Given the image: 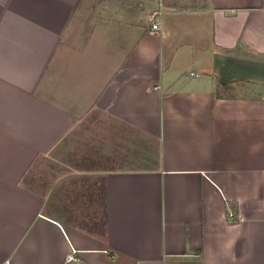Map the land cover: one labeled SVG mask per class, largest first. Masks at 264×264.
Masks as SVG:
<instances>
[{
  "label": "crops",
  "instance_id": "0c3cea01",
  "mask_svg": "<svg viewBox=\"0 0 264 264\" xmlns=\"http://www.w3.org/2000/svg\"><path fill=\"white\" fill-rule=\"evenodd\" d=\"M0 264H264V0H0Z\"/></svg>",
  "mask_w": 264,
  "mask_h": 264
},
{
  "label": "built area",
  "instance_id": "2783aa9c",
  "mask_svg": "<svg viewBox=\"0 0 264 264\" xmlns=\"http://www.w3.org/2000/svg\"><path fill=\"white\" fill-rule=\"evenodd\" d=\"M160 12L154 13L153 16L150 18V31L157 32L159 30V16ZM228 222L233 223L238 221V217L235 216L233 213L229 212L226 216ZM75 252L72 250L70 254L66 256V262H72L75 260L74 256Z\"/></svg>",
  "mask_w": 264,
  "mask_h": 264
}]
</instances>
